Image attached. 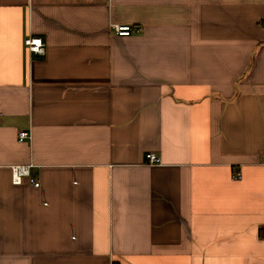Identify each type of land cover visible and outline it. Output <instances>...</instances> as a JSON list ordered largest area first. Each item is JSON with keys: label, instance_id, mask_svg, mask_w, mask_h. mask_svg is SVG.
Listing matches in <instances>:
<instances>
[{"label": "crops", "instance_id": "obj_1", "mask_svg": "<svg viewBox=\"0 0 264 264\" xmlns=\"http://www.w3.org/2000/svg\"><path fill=\"white\" fill-rule=\"evenodd\" d=\"M263 151L264 0H0V264H264Z\"/></svg>", "mask_w": 264, "mask_h": 264}, {"label": "built area", "instance_id": "obj_2", "mask_svg": "<svg viewBox=\"0 0 264 264\" xmlns=\"http://www.w3.org/2000/svg\"><path fill=\"white\" fill-rule=\"evenodd\" d=\"M113 29L115 30V33L118 35H130L134 31L139 32L141 30L140 27L135 28L130 24H113ZM24 43L31 53L44 54L46 44L41 36L39 35L28 36L25 38ZM28 137H30V132L28 130H22L19 132V140L22 141L27 139ZM263 155H264V151H263ZM146 159L151 163H155L158 160V156L155 153H148L146 155ZM24 177H28L29 180L34 184V186L36 187L40 186V181L31 176L29 165H14L12 167L13 182L16 184L21 183ZM233 177L240 178L241 174L234 173Z\"/></svg>", "mask_w": 264, "mask_h": 264}]
</instances>
